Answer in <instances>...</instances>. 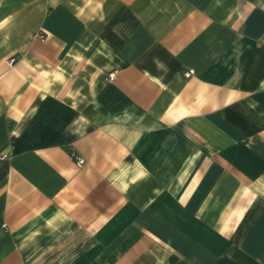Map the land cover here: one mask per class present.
I'll use <instances>...</instances> for the list:
<instances>
[{"label": "crops", "instance_id": "crops-1", "mask_svg": "<svg viewBox=\"0 0 264 264\" xmlns=\"http://www.w3.org/2000/svg\"><path fill=\"white\" fill-rule=\"evenodd\" d=\"M0 264H264V0H0Z\"/></svg>", "mask_w": 264, "mask_h": 264}, {"label": "built area", "instance_id": "built-area-1", "mask_svg": "<svg viewBox=\"0 0 264 264\" xmlns=\"http://www.w3.org/2000/svg\"><path fill=\"white\" fill-rule=\"evenodd\" d=\"M36 37L39 38V39H43V35L40 34V33L37 34ZM12 63H13V59H9V60H8V64H12ZM191 74H192V70H187L186 72H184V75H185L186 77H189ZM113 77H114V75H113V74H110V75L107 77V79H108V80H113ZM70 159H71V160H74L75 163H76V165H77L78 167H81V166L84 164V161H83L81 158L76 157L74 153H71V154H70Z\"/></svg>", "mask_w": 264, "mask_h": 264}]
</instances>
